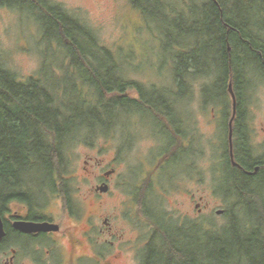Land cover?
Masks as SVG:
<instances>
[{
	"label": "rangeland",
	"instance_id": "rangeland-1",
	"mask_svg": "<svg viewBox=\"0 0 264 264\" xmlns=\"http://www.w3.org/2000/svg\"><path fill=\"white\" fill-rule=\"evenodd\" d=\"M169 2L180 4V0ZM51 3L62 7L88 27L101 44L119 54L127 80L137 81L145 88L155 85L159 92L163 89L175 91L171 50H165L167 43L161 34V27L168 24L157 23L153 17L146 19L131 0H51ZM26 10L22 12L0 3L1 60L21 79L39 76L45 65V75H52L54 71L60 77L69 62L61 46L54 41L57 33L47 26V19L37 13L38 9L31 6ZM192 40L185 38L184 42ZM191 53L199 62L200 70L211 71L214 63L219 62L215 47H207L205 54L199 50ZM257 75L251 89L245 91L242 106L251 130L250 146L256 158H264V75L261 72L255 73ZM186 79L192 104L190 153L182 152L178 161L170 159L156 164L166 152L162 145L165 139L158 133L159 125L153 118L136 122L138 116L133 115L123 119L116 132L85 137L69 146L64 178L77 218L70 217L65 209L63 189L53 192L45 188L43 199L39 197L38 200L62 223L64 230L72 226L76 235L84 240V231L90 228L98 253L105 255L122 250L125 264L143 261L141 254L155 230L151 216L155 217V222L165 225L168 222L169 227L175 222H188L185 230L191 235H195L196 228L189 223L196 222L200 226L198 232L203 231L199 236L200 243L208 251H216L224 257L230 255V261L241 264L262 262L264 200L256 199L238 213L240 208L231 206L233 202L229 204L218 193L222 157L229 143L224 137V128L219 131L212 120L216 113L212 107L222 104L218 99L216 77L212 73L211 77L194 79L193 75H187ZM63 83L69 92L72 91L68 80ZM204 85H207L204 93L212 100L208 108L203 105L204 93L202 96L201 92ZM79 88L83 94H91V89L84 84L81 83ZM130 94L133 95L134 90ZM227 98L231 111L233 101L229 91ZM179 107L185 117L186 106ZM85 123L95 124L97 129L100 127L97 120L90 118ZM106 172L111 173L107 175ZM150 172H153L152 178L142 187L147 180H144L145 175ZM105 174L110 176L107 181ZM35 176L38 190L43 174L37 172ZM103 181L109 184V189L97 193L95 189L103 185ZM254 187L257 191L264 190V184L256 183ZM198 206L203 209L201 212ZM218 210L226 213L218 214ZM233 210L238 213L236 222L228 216ZM166 217L175 222L165 221ZM84 244L89 245L86 241ZM116 246L120 248L115 249ZM5 258L0 255V262ZM81 263L93 264L88 257Z\"/></svg>",
	"mask_w": 264,
	"mask_h": 264
},
{
	"label": "trees",
	"instance_id": "trees-1",
	"mask_svg": "<svg viewBox=\"0 0 264 264\" xmlns=\"http://www.w3.org/2000/svg\"><path fill=\"white\" fill-rule=\"evenodd\" d=\"M169 1L131 0V3L141 9L146 19L153 17L157 23L168 24L161 27V34L167 43L165 50H171V77L178 82L177 93L171 89L159 92L155 85L145 88L137 81L127 80L119 54L101 44L88 27L51 0H0L1 4L22 12L31 6L38 9L37 13L47 19V26L57 33L54 41L69 62L60 77L54 71L45 75V65L39 76L21 79L0 57L1 214L15 200L32 203L39 197L43 199L45 188L53 192L63 189L66 206H72L64 178L69 146L85 137L116 132L121 121L129 118L128 110L143 113L142 118H135L136 122L150 117L155 120L158 111L155 104L172 102L175 94L179 97L189 94L187 75L197 79L214 73L218 99L226 105L228 85L232 82L237 102L243 104L246 89H251L259 77L255 73L264 75V0H180V4ZM185 38L193 40L186 43ZM207 47H215L219 56L211 71L200 70L191 53L199 50L205 54ZM64 80L70 82L72 91L66 88ZM81 83L91 89V94L80 91ZM206 86L202 88V96ZM128 90H134L130 97ZM127 101L129 106H125ZM203 101L212 100L204 93ZM161 109L164 111L165 107ZM89 118L97 120L100 127L85 123ZM161 126L163 134L159 130L158 133L165 139V144L161 139L162 145L165 151L172 152L174 161L179 160L182 152H191L174 143L165 125ZM233 154L243 168L230 165L227 149L222 157L218 193L229 204L232 201L231 206L240 208L239 213L256 199L264 200V190L257 191L254 187L256 183L264 184V166L250 175L243 170H254L264 158L255 157L248 138L235 141ZM37 172L43 174L38 190ZM238 213L229 211L228 216L236 222ZM150 220L155 230L141 254L144 264H241L230 261V255L224 257L205 249L199 238L203 231L198 232L200 226L196 222L189 223L196 228L195 235H191L185 230L188 222L179 224L166 217L165 221L175 222L169 227L168 222L166 225L155 222V217Z\"/></svg>",
	"mask_w": 264,
	"mask_h": 264
},
{
	"label": "flooded vegetation",
	"instance_id": "flooded-vegetation-1",
	"mask_svg": "<svg viewBox=\"0 0 264 264\" xmlns=\"http://www.w3.org/2000/svg\"><path fill=\"white\" fill-rule=\"evenodd\" d=\"M186 81L189 83L188 80ZM173 83L174 87L176 88L174 89V92L177 93L178 82L175 77ZM230 83L232 82H229V84ZM130 91L132 90L127 91V95L129 97L131 95ZM189 95L190 94L179 97L178 94H175L173 96L174 100L172 102H159L155 104L156 107H158V111H156L154 115L155 121L159 125V131L162 133V126L160 128V125L164 124L165 128L169 132V136L174 139V143L178 142L187 150L191 149L193 141L192 104L189 101ZM129 105L130 103L127 101L125 106ZM183 105L186 106L185 117H183L181 114V107H179ZM203 105L208 108L211 103L205 102ZM228 105L229 104H221L218 107L213 106L212 110L214 112L216 111V113L213 114L212 120L214 122L215 128H219V131L224 128V137L226 136L225 139L228 138L229 143V163L231 166L240 170L243 168L242 164L237 161L235 154L234 157L231 155V141L233 142V152H235V141L238 140V138H242L244 140L247 138L249 139V131L251 130L249 128V124L246 119V111L242 106V103L237 102L235 106L232 102L231 111ZM162 107H165L164 111L161 109ZM126 113L129 118L133 115L138 116L137 119L139 117L142 118L140 114H143L139 111L131 112L130 110H128ZM171 154V151H166L164 155L158 159L156 164H161L166 161L169 162L170 159H173ZM263 166L264 159L262 165H256L254 170H243L250 175L249 172H252L251 174L256 173ZM256 167H259V170H256ZM107 173L109 174L111 172H106V174ZM106 174L104 176L105 181L110 179V176L108 177ZM152 174L153 172H150L145 175L144 180H147L142 185V187L152 178ZM105 181H103L104 184H107ZM42 203L38 199L33 200L32 203L15 200L10 203L6 211H4L2 214L0 213L6 232L5 236L2 238V240H0V255L6 256V258L3 260L4 262H0V264H82L81 262L87 257L93 262V264H125V257L123 258L124 253L122 250L108 252L105 255H103V253H98L95 250L96 247L94 245L96 243V239L91 234L90 228L84 231L83 240L82 237L76 235V230L74 227L68 226L67 229L64 230L62 223L52 217L48 211L45 210V205ZM197 205L200 204L198 203ZM65 207L70 217L77 218V211L74 210L72 206ZM198 209L199 212L203 210L202 208H199V206ZM225 213L226 211L222 210V213L220 214ZM20 221L36 223L52 222L58 224L59 229L37 231L23 230L17 226V223ZM84 241H86L89 245H85ZM113 244H115V242H113ZM114 248L119 249L120 247L116 246ZM87 251L90 253L88 254ZM133 260L136 261L135 256H133ZM138 264L144 263L141 261V263Z\"/></svg>",
	"mask_w": 264,
	"mask_h": 264
},
{
	"label": "water",
	"instance_id": "water-1",
	"mask_svg": "<svg viewBox=\"0 0 264 264\" xmlns=\"http://www.w3.org/2000/svg\"><path fill=\"white\" fill-rule=\"evenodd\" d=\"M229 91L231 93L233 103L236 106L237 97H236V94L234 92L232 83L229 84ZM231 155H232V157H234L233 142L232 141H231ZM256 170H259V167H256ZM249 173L251 174L252 172H249ZM108 189H109V184H106V183L101 185V186H98L96 188L97 191H101V192H106V191H108ZM217 213L218 214L222 213V210H218ZM17 226L23 230H28V231L58 230L59 229V225L52 223V222L36 223V222L20 221L17 223ZM5 234H6V232H5V228H4V223H3L2 216L0 214V240H2V238L5 236Z\"/></svg>",
	"mask_w": 264,
	"mask_h": 264
}]
</instances>
